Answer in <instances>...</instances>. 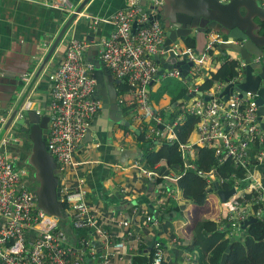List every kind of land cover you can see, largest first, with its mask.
<instances>
[{
  "label": "built area",
  "instance_id": "1",
  "mask_svg": "<svg viewBox=\"0 0 264 264\" xmlns=\"http://www.w3.org/2000/svg\"><path fill=\"white\" fill-rule=\"evenodd\" d=\"M230 1L218 0L222 4ZM258 1L264 8V0ZM50 6L68 16H81L69 0H51ZM150 17L155 15L147 16L142 11L140 0H128L126 8L110 19L91 21L93 25L109 23L113 27L111 35L100 42L99 61L126 85L127 90L119 97L118 105L126 109L135 129L144 133L145 140H152L157 145H177L184 168L192 169L204 180L205 188L197 195L202 203L196 205L185 199L182 190L175 186L178 176L159 177L146 171L138 159L133 162V167L142 178L166 182L156 192L159 214H164L169 203L179 207L189 202L209 208L211 216L216 204L210 201V195L215 194L216 186L220 189L232 181L229 190L234 189V193L220 204L222 211L215 215L214 221L219 231H226L227 238L238 237L243 232V222L249 219L264 221V184L260 170L264 163V117L261 122L258 95L233 91L227 97H219L228 85L235 87L236 82L242 79V65L239 59L232 57L234 55L228 57L236 62L234 69L237 75L224 83L215 82L205 92H200L199 81L210 71L207 62L215 60L213 55L218 54V45L227 41L221 34L210 31L205 35L201 54L178 42L165 47V31L158 20H150ZM90 48L86 41L71 39L65 46L60 66L49 75L47 117L50 129L46 148L59 166L62 182L66 171L74 170V154L102 108L101 102L94 97V65L84 60V54ZM156 58L185 61L188 65L186 74L179 68H172L159 75L161 66L156 64ZM168 79L180 81L187 89V97L176 102L173 110L156 109L151 89L155 82ZM192 93L195 95L190 97ZM26 112L28 108L18 111L16 118L24 119ZM188 117L196 119L195 127L187 139L179 142L176 130ZM5 122L6 118L1 117L0 125ZM197 149L211 150L217 166L230 162L240 174L221 176L215 167L208 172L196 170L191 162ZM229 190L222 188V191ZM87 195L82 177L77 178L73 187L66 183L60 186V201L68 207L72 227L84 236L73 247L67 244L66 236L57 228L56 221L49 219L37 206L35 197L23 184L22 174L10 157L0 151V264H110L114 253L119 250L128 251L126 263L133 264V257L141 246L140 233L131 228L129 221H115L113 226L119 229L117 235L120 239L114 241L112 229L106 230L99 223L95 211L87 203ZM139 213L144 215L142 228L149 230L157 226L152 215L143 211ZM47 220L49 222L46 223ZM43 223H46L44 228L37 231ZM29 232L34 233L31 241L27 238ZM164 258L161 242L155 241L151 264H162Z\"/></svg>",
  "mask_w": 264,
  "mask_h": 264
},
{
  "label": "crops",
  "instance_id": "2",
  "mask_svg": "<svg viewBox=\"0 0 264 264\" xmlns=\"http://www.w3.org/2000/svg\"><path fill=\"white\" fill-rule=\"evenodd\" d=\"M50 1L0 0V118L4 116L7 121L15 108L19 111L28 108L24 125L13 122L7 129H4L6 122L0 125V151L13 161L15 168L22 174L23 184L34 197L38 191L43 204L52 202L59 169L45 150L50 129L47 118L51 85L49 75L60 66L65 46L71 39L88 42L91 48L84 54V60L94 65L95 99L101 102L102 108L93 118L87 135L74 154V170L66 171L63 182L58 176L60 186L66 183L68 187H73L77 178L85 179L87 203L95 211L103 228L112 229L114 241L120 239L117 235L119 229L113 226L115 221H129L131 228L141 235V246L133 259L151 258L153 243L159 241L164 263L200 264V252L191 253L186 247L192 238L187 231L192 213L198 216V220L216 222L214 219L222 211L220 204L223 203L217 200L211 216L209 208L189 202L186 206L178 205L174 213H158L156 192L166 182L159 185L152 178H142L133 167V162L138 159L145 168L136 134L125 127L128 123L135 128V124L130 122L126 109L118 105L119 97L125 92L121 89L123 82L118 81L99 61L100 42L111 35L113 27L109 23L93 25L91 21L110 19L116 12L126 8L128 0H69L82 12L76 20L51 7ZM246 1L236 8L239 11L235 13L248 20L249 24L264 27V8L259 6L258 0ZM140 4H143V0H140ZM171 31L175 32L174 27L169 33ZM169 33L165 30V41ZM190 37H196V33L193 31ZM178 43L186 47L183 41L178 40ZM232 57L238 59L235 53ZM221 63L222 59L216 58L207 62V65L210 71H214ZM160 87L161 81H158L151 89L153 105L159 110L175 109V102L171 103L168 95L163 94L154 99ZM244 90L251 89L244 87ZM166 164V160H162L153 168L145 169L159 177L176 175ZM219 190L222 191V187ZM37 206L45 211L38 203ZM65 211L64 217L47 216L56 221L57 228L66 236L67 244L76 247L77 241L84 236L73 229L69 211ZM142 211L148 215L153 213L157 226L149 230L142 228L144 215L139 213ZM1 223L0 219V226ZM46 223L39 225L36 230H42ZM33 234L28 233V241L33 239ZM127 255L128 251L125 250L115 252L110 264H127Z\"/></svg>",
  "mask_w": 264,
  "mask_h": 264
},
{
  "label": "water",
  "instance_id": "3",
  "mask_svg": "<svg viewBox=\"0 0 264 264\" xmlns=\"http://www.w3.org/2000/svg\"><path fill=\"white\" fill-rule=\"evenodd\" d=\"M246 2V0H231L229 3L222 4L219 3L218 0H143V4H140V6L147 16H151V14L155 15V17H150V20L151 18L152 20L154 18L158 20L164 31L168 30L169 33L171 28L174 27L175 32L171 31L168 35L166 34L168 40L164 42L165 47L177 43L178 40L183 41L190 37L194 31L196 33L194 39L196 40V45L198 44L196 52L201 54L205 46V35L210 31L221 34L227 43L219 44L217 51L218 53L225 54L229 50L238 56L239 61L243 65V77L240 84L245 85L247 89L253 90V92L258 95V116L259 120L262 122L264 117V27L249 24L248 20L246 21L242 18L239 13H235L239 11L236 8L239 5L242 6ZM73 18H75V15H72L70 19L72 20ZM135 28L136 22L133 24V29L135 30ZM168 60L172 63V67L168 70L179 68L184 75L186 74L188 65H186L185 61L176 62L175 59L171 58H156V64L161 66L159 75L166 70L165 64L169 62ZM240 84L235 87L228 85L219 97H227L233 91L240 94L252 92L251 90H244ZM194 95L195 94L192 93L190 97ZM204 99L208 100L206 97H204ZM18 111V108L12 111L6 121L4 129H7L13 122L19 126L26 123V117L24 119L16 118ZM20 121H22V123H20ZM125 127L132 130L136 135L139 134L130 124L126 123ZM45 150L48 157L52 159L47 148H45ZM57 168L59 169L58 165ZM57 174L61 179L60 171H58ZM58 176L56 177L54 186L55 198H53L52 202L43 204L41 195H39L38 191H36L35 200L41 208L46 211V214L60 218L66 216V211L63 203L60 201L59 192L61 181H58ZM41 189L43 190V183ZM214 190L222 203L234 193V189L230 191H221L217 186ZM255 221V219H249L243 222L241 225L242 230L244 231L249 224ZM229 250L230 247H228L222 255L220 264H226Z\"/></svg>",
  "mask_w": 264,
  "mask_h": 264
},
{
  "label": "trees",
  "instance_id": "4",
  "mask_svg": "<svg viewBox=\"0 0 264 264\" xmlns=\"http://www.w3.org/2000/svg\"><path fill=\"white\" fill-rule=\"evenodd\" d=\"M183 44L187 48L196 49L194 38L184 39ZM213 57L214 59L221 58L222 63L214 71H209L207 76L202 79L199 86L200 92H205L215 82L224 83L237 75L234 69L236 65L234 60H230L223 53H218ZM121 89L126 91V85L122 84ZM163 94L170 97L171 103H176L187 97V89L180 81L168 79L161 81V87L155 93L154 99L160 98ZM195 123L196 119L188 117L177 128L176 133L179 142L188 138L195 127ZM136 140L142 151L141 159L145 168H153L162 160H166L168 168L179 177L176 184L182 190L185 199L196 205L202 203V200L197 199V195L201 194L205 188V182L195 171L184 168L177 145L162 143L157 145L160 148L156 149V143L152 140H145L142 132L136 135ZM167 150L169 151L166 152ZM191 165L201 172H208L212 167H215L221 176H230L232 173L240 174L239 171L233 169L230 162L217 166L213 152L208 149H197L195 159L191 162ZM261 170L264 184V163ZM156 183L160 185L163 184V181L159 179ZM231 183L232 181H229L221 187L228 189L232 187ZM63 205L65 209L68 208L64 203ZM177 210V206L169 203L163 215L174 213ZM151 215L153 216V213ZM197 217V215L193 216L192 213L190 224L187 227L188 234L192 238L191 242L186 244V247L187 251H191V253L192 251L200 252V264H220L222 255L228 247H230V250L227 254L226 264H264V221L256 220L249 224L238 237L227 238L226 231H219L215 222L205 219L198 220ZM133 264H151V258L133 259ZM162 264L166 263L163 262Z\"/></svg>",
  "mask_w": 264,
  "mask_h": 264
},
{
  "label": "rangeland",
  "instance_id": "5",
  "mask_svg": "<svg viewBox=\"0 0 264 264\" xmlns=\"http://www.w3.org/2000/svg\"><path fill=\"white\" fill-rule=\"evenodd\" d=\"M50 4V3H49ZM73 4V3H72ZM73 6H74V9H75V11H76V13H79V14H81L82 12L81 11H79L76 7H75V5L73 4ZM54 9H56V8H54ZM57 10V9H56ZM59 11V10H58ZM64 14V13H63ZM73 15H75V18H74V20H76V19H78V16L76 15V14H73ZM65 16H67V17H71L72 15H70V16H68L67 14H65ZM226 53H228V54H230V55H234V53L233 52H231V51H227ZM225 53V54H226ZM172 67V63H171V61H169L168 62V64H165V69L166 70H168L169 68H171ZM243 77V76H242ZM96 81V80H95ZM242 82V79H241V81L240 82H236V84L237 85H239L240 83ZM241 85V84H240ZM241 87L242 88H244V87H246L245 85H241ZM96 91V90H95ZM94 97H95V93H94ZM169 150H167L166 152H168ZM57 164V163H56ZM58 165V164H57ZM217 200H219L218 199V197L215 195V194H211L210 195V201H212L214 204H216V202H217ZM66 209H68V208H66Z\"/></svg>",
  "mask_w": 264,
  "mask_h": 264
}]
</instances>
